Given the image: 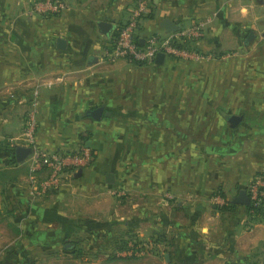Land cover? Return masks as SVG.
I'll return each instance as SVG.
<instances>
[{
    "label": "crops",
    "instance_id": "0c3cea01",
    "mask_svg": "<svg viewBox=\"0 0 264 264\" xmlns=\"http://www.w3.org/2000/svg\"><path fill=\"white\" fill-rule=\"evenodd\" d=\"M34 1L0 0V146H27L20 138L35 111L40 148L78 152L87 146L94 161L66 172L59 189L34 198L29 157L20 163L15 151L1 150L0 161L14 174L0 177V212L9 207L15 214L18 234L33 236L40 226L50 231L66 220L81 222V228L112 223L130 232L135 226L139 234L150 224L157 235L174 228L166 235L170 264L254 261L260 238L249 231L259 224L250 221L248 205L233 200L262 171L264 159L239 152L242 104L213 100V89L201 102L184 99L196 89L190 79L194 60L166 55L163 64L108 61L106 50L136 0H69L70 7L55 14L33 13ZM150 13L137 32L141 41L168 35L165 18L181 24L180 30L202 23L203 35L192 42L205 55L240 51L252 45L258 29L264 31V0H152ZM103 20L115 26L109 36L99 31ZM251 31L256 36L248 42ZM60 38L65 48L58 47ZM100 106L110 114L99 120L88 115ZM233 114L244 116L237 127L228 120ZM256 122L263 132L254 136L264 135V119ZM123 190H139L144 198L137 218L124 215ZM226 201L236 207L222 211ZM148 206H156L154 218Z\"/></svg>",
    "mask_w": 264,
    "mask_h": 264
},
{
    "label": "rangeland",
    "instance_id": "374dc122",
    "mask_svg": "<svg viewBox=\"0 0 264 264\" xmlns=\"http://www.w3.org/2000/svg\"><path fill=\"white\" fill-rule=\"evenodd\" d=\"M256 34L252 45L243 46L240 51L203 54V59L192 64L190 79L196 86L195 92L193 94L190 90L184 98L201 102L205 100V90L213 89V100L226 99L233 104L232 107L235 103L242 104L245 120L240 128L243 129L244 138L239 152L250 155L253 161L262 156L264 159L261 151L264 149V135L254 136L259 131L263 132L261 124L256 121L258 118L264 119V31L258 29ZM208 142L216 145L214 140ZM228 147L230 145L225 146L226 151ZM131 159L133 165H139V158ZM3 162L0 161V177L2 180L5 174V180H9L14 172L5 162L3 170ZM261 170L259 173L254 172L256 175L253 174L252 180L264 173V167ZM123 191L121 196L126 192L121 203L124 215L137 218L143 213L144 198L140 197L139 190H130L131 193ZM148 207H151L148 216L154 218L157 215L156 206ZM14 215L9 207L0 212V264H170L166 254L172 250L171 240L166 235H172V227L157 235L152 233L153 228L149 224L148 231L144 228L139 234L138 230H134L135 226L130 232L128 229L123 230L122 225L119 227L112 223L102 228L84 225L81 228V222L66 220L54 224L50 231L40 226L37 234L23 237L18 234L20 229ZM250 221L259 224V227L254 226L249 231V234L252 232L260 238V254L255 252L254 260L264 264V216L260 219L250 218Z\"/></svg>",
    "mask_w": 264,
    "mask_h": 264
},
{
    "label": "built area",
    "instance_id": "2783aa9c",
    "mask_svg": "<svg viewBox=\"0 0 264 264\" xmlns=\"http://www.w3.org/2000/svg\"><path fill=\"white\" fill-rule=\"evenodd\" d=\"M152 0H136L128 20L119 28L114 44L106 50L108 61L122 58L141 64H154L158 53L186 60H201L204 55L196 49L179 47L175 42L185 38L195 40L201 38L204 24H197L189 28L169 33L166 36L152 34L145 40L137 36L138 29L144 16L150 13ZM70 7L69 0H35L31 11L39 14H55ZM37 120L33 111L25 125L21 140L33 148L30 160V193L34 198L44 196L59 189L65 182L64 174L73 168L90 165L93 160L91 148L83 146L78 152H51L40 148L36 138ZM43 169L48 170L44 178H37L35 174ZM248 193L252 202L259 205L264 201V173L254 177L248 186ZM171 197V196H169Z\"/></svg>",
    "mask_w": 264,
    "mask_h": 264
},
{
    "label": "water",
    "instance_id": "95a60500",
    "mask_svg": "<svg viewBox=\"0 0 264 264\" xmlns=\"http://www.w3.org/2000/svg\"><path fill=\"white\" fill-rule=\"evenodd\" d=\"M162 26L164 27L167 33L178 32L181 29V24L177 23L171 18H165L162 21ZM98 28H99V31L106 36L111 35L113 31L115 30L114 24L109 21H105V20L98 22ZM255 36H256L255 32L251 31L248 35L247 41L248 42L253 41L255 39ZM65 44H66V41L64 39L60 38L58 40L59 48H65ZM165 59H166V54L164 52H160L158 53L156 57V63L163 64L165 62ZM104 113H106L107 115L110 114V112H105L104 107L100 106L93 110H90L88 112V115L99 120L102 118ZM243 117H244L243 115L233 114L228 117V120L232 127H237V125L243 120ZM32 152H33V148L31 146H22V145L17 146L15 150L17 161L20 163L24 162L32 154ZM106 178L108 182L112 183L115 181L114 173H108ZM233 202L236 204L249 205L251 204L252 200L247 190L242 189L240 190L238 196L234 198ZM67 246H71V244ZM167 258L169 259V254L167 255Z\"/></svg>",
    "mask_w": 264,
    "mask_h": 264
},
{
    "label": "trees",
    "instance_id": "16d2710c",
    "mask_svg": "<svg viewBox=\"0 0 264 264\" xmlns=\"http://www.w3.org/2000/svg\"><path fill=\"white\" fill-rule=\"evenodd\" d=\"M150 14L146 15V17H148ZM119 30V29H118ZM118 30H117V34L118 35ZM179 47H188V48H194L196 49L197 47L193 45L192 40H190L189 38H185L184 40L177 41L175 42ZM197 50V49H196ZM199 51V50H197ZM200 52V51H199ZM137 63V62H135ZM141 64V63H140ZM86 137L84 135H81V141L82 144L85 143ZM4 149H10L12 151H15L14 147H10L8 148L7 146H0V151L4 150ZM13 160L15 161V158L13 157ZM94 161V160H93ZM227 203L224 206H221V210L222 211H227V210H233L236 207V204L231 203L230 201H226ZM247 213L251 218L257 219V218H261L262 216H264V201L262 203H260L259 205H256L254 202H251V204H249L247 206ZM128 248V247H127ZM249 264H260L258 261L254 260L252 262H249Z\"/></svg>",
    "mask_w": 264,
    "mask_h": 264
}]
</instances>
